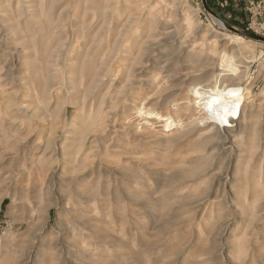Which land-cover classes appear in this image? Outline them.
I'll use <instances>...</instances> for the list:
<instances>
[{"label":"rangeland","instance_id":"1","mask_svg":"<svg viewBox=\"0 0 264 264\" xmlns=\"http://www.w3.org/2000/svg\"><path fill=\"white\" fill-rule=\"evenodd\" d=\"M206 3L0 0V264H264V16Z\"/></svg>","mask_w":264,"mask_h":264},{"label":"bare ground","instance_id":"2","mask_svg":"<svg viewBox=\"0 0 264 264\" xmlns=\"http://www.w3.org/2000/svg\"><path fill=\"white\" fill-rule=\"evenodd\" d=\"M215 20H217L222 27L225 26L221 19L215 18ZM236 37L242 38L237 35ZM220 65L225 70H230L232 74H237L238 68L234 67L232 57L227 58L225 57V54H223ZM219 84L220 83L217 85L214 84L211 87L204 86L205 88L196 87L192 90V94L197 100L196 103L201 104L207 118H210L218 125L230 126L232 120L238 119L240 108L244 103L246 93L249 91L247 90L244 92L241 87L236 85L223 84L220 86ZM147 117L162 121L163 127L165 129L168 128L169 130L176 128L178 124L180 125L179 119L175 120L172 117L163 116L159 113L147 112Z\"/></svg>","mask_w":264,"mask_h":264},{"label":"built area","instance_id":"3","mask_svg":"<svg viewBox=\"0 0 264 264\" xmlns=\"http://www.w3.org/2000/svg\"><path fill=\"white\" fill-rule=\"evenodd\" d=\"M246 9L251 14V18L264 16V0H248Z\"/></svg>","mask_w":264,"mask_h":264},{"label":"water","instance_id":"4","mask_svg":"<svg viewBox=\"0 0 264 264\" xmlns=\"http://www.w3.org/2000/svg\"><path fill=\"white\" fill-rule=\"evenodd\" d=\"M205 8L210 12L212 13L213 15H215L211 9L209 8V6L207 5L206 3V0H202ZM229 29H231L232 31H235V32H238V33H241L242 35L246 36L247 38H250V39H253V40H257V41H261V42H264V36H261V35H258V34H255V33H244V32H241L239 31L238 29L232 27V26H228Z\"/></svg>","mask_w":264,"mask_h":264},{"label":"crops","instance_id":"5","mask_svg":"<svg viewBox=\"0 0 264 264\" xmlns=\"http://www.w3.org/2000/svg\"><path fill=\"white\" fill-rule=\"evenodd\" d=\"M248 0H224L225 5L237 10L242 9L243 10V5L247 2ZM226 7V8H227ZM225 8V9H226ZM224 9V10H225Z\"/></svg>","mask_w":264,"mask_h":264},{"label":"snow or ice","instance_id":"6","mask_svg":"<svg viewBox=\"0 0 264 264\" xmlns=\"http://www.w3.org/2000/svg\"><path fill=\"white\" fill-rule=\"evenodd\" d=\"M226 122V121H225Z\"/></svg>","mask_w":264,"mask_h":264}]
</instances>
